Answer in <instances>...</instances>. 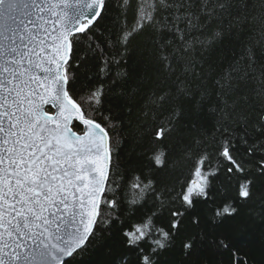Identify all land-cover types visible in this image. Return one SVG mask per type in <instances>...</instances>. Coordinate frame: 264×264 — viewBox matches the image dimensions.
Here are the masks:
<instances>
[{"label": "snow or ice", "instance_id": "snow-or-ice-1", "mask_svg": "<svg viewBox=\"0 0 264 264\" xmlns=\"http://www.w3.org/2000/svg\"><path fill=\"white\" fill-rule=\"evenodd\" d=\"M158 5L167 16L157 31L171 34L170 40L159 42V58L170 83L142 99L145 115L152 112L159 121L152 131L154 143L162 142L180 118L176 108L165 115V106L174 99L193 98L192 82L202 79L194 54L222 35L211 25L227 16L229 26L243 22L252 33L250 43L214 80L218 103L213 109L216 132L211 144L198 139L185 149L195 178L180 191H169L173 205H179L170 211L175 229L177 218L194 198L207 196L208 178L221 167L239 181L238 198H251V181L232 153L235 125L242 124L245 133L252 126L264 137V0H158ZM105 9L106 0H0V264H67L66 258L92 235L102 209L118 207L121 192H126L130 204L149 194L163 203L151 174L167 166L165 151L157 144L148 175L114 171L109 133L84 111L85 104L99 111L93 106L102 104V90L80 100L71 94L69 62L75 38L102 18ZM156 10L157 0H143L138 7L139 27L119 36L118 55L106 61V66L115 63L118 78L132 35L154 22ZM178 65H183L181 71ZM241 99L260 104L238 110ZM80 126L78 134L75 129ZM257 148L264 150V144L250 146L249 155ZM214 157L217 168L206 169ZM259 170L264 172V159ZM235 211L226 203L216 209V216ZM155 215L123 233L126 245L139 249L137 264H156L154 257L172 238L173 233L156 227ZM220 244L228 246L223 240ZM191 247L184 244L186 250Z\"/></svg>", "mask_w": 264, "mask_h": 264}, {"label": "trees", "instance_id": "trees-1", "mask_svg": "<svg viewBox=\"0 0 264 264\" xmlns=\"http://www.w3.org/2000/svg\"><path fill=\"white\" fill-rule=\"evenodd\" d=\"M142 2L106 0L102 18H98L86 33L77 34L69 62L71 94L80 100L86 99L93 91L102 90V104L93 106L99 111L87 104L84 111L109 133L114 171L148 175L150 156L157 144L165 151L167 166L151 174L156 193L163 197V203L156 194H149L145 200L130 204L126 192H121L118 207L102 209L92 235L82 249L67 259V264H137L139 249L128 247L123 233L153 213L156 214L153 217L156 227L173 233L167 246L154 257L156 264H264V172L259 170L264 150L257 148L252 155L247 151L253 144H264V137H260L252 126L247 133L242 124L234 126L237 131L232 153L243 164L245 176L251 181V198H238L239 181L230 178L221 167L208 178L207 196L194 198L193 205L177 218L179 224L175 229L171 227L170 216V211L179 205H173L169 191L178 192L182 185L195 178L192 161L185 159V149L193 147L198 139L211 144L216 132L213 109L218 99L214 80L250 43V27L243 22L229 26L227 16L222 22L211 25V30L220 31L222 35L194 54L196 71L202 79L192 82L193 98L181 97L165 106V115L171 108H176L180 118L175 129L162 142L154 143L152 131L159 121L152 112L145 115L142 99L154 89H166L170 83L159 58V42H167L171 34L157 31L167 16V11L159 8L158 0L154 22L146 23L127 44L118 69L121 76L117 77L114 62L106 66V61L118 55L121 33L139 27L138 7ZM168 46L171 49L175 45ZM257 55H260L259 50ZM102 67H106L103 73ZM182 67L178 65L177 71ZM259 104L260 101L255 99L247 104L241 99L238 110L249 111ZM217 139H220L218 135ZM208 151L211 152L212 147ZM209 167L217 168L215 157L207 163L206 169ZM226 203L236 209L235 213L217 217L216 209ZM221 240L228 245L227 248L221 246ZM185 243H191V249L186 250Z\"/></svg>", "mask_w": 264, "mask_h": 264}, {"label": "water", "instance_id": "water-1", "mask_svg": "<svg viewBox=\"0 0 264 264\" xmlns=\"http://www.w3.org/2000/svg\"><path fill=\"white\" fill-rule=\"evenodd\" d=\"M82 127H83V126H80V129H81L80 132L77 131L78 134H81V133H82ZM93 228H94V227H93ZM67 259H68V258H66V260H67Z\"/></svg>", "mask_w": 264, "mask_h": 264}, {"label": "rangeland", "instance_id": "rangeland-1", "mask_svg": "<svg viewBox=\"0 0 264 264\" xmlns=\"http://www.w3.org/2000/svg\"><path fill=\"white\" fill-rule=\"evenodd\" d=\"M148 3H150V2H148ZM139 25V24H138Z\"/></svg>", "mask_w": 264, "mask_h": 264}]
</instances>
